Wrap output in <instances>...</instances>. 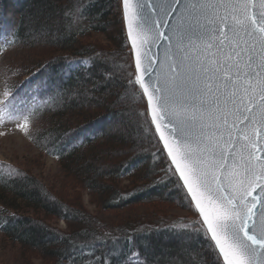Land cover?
Segmentation results:
<instances>
[{"label":"snow or ice","instance_id":"snow-or-ice-1","mask_svg":"<svg viewBox=\"0 0 264 264\" xmlns=\"http://www.w3.org/2000/svg\"><path fill=\"white\" fill-rule=\"evenodd\" d=\"M138 8L152 34L148 80L174 137L164 143L211 241L221 253L239 235L228 207L251 217L245 231L264 240V0H138Z\"/></svg>","mask_w":264,"mask_h":264},{"label":"trees","instance_id":"trees-1","mask_svg":"<svg viewBox=\"0 0 264 264\" xmlns=\"http://www.w3.org/2000/svg\"><path fill=\"white\" fill-rule=\"evenodd\" d=\"M31 1L25 6L31 7L30 10L34 8L41 14L47 11L50 15L64 16L67 10L74 9L70 5L64 7L62 3L65 0ZM2 3L0 2V6ZM4 12L5 10L0 11V34L8 25L3 15ZM82 15L86 20L85 25L75 26L69 21V18L66 19L67 32L58 42L59 49L65 52L64 56L67 59L65 58L63 62L53 60L48 64L49 66L38 67L25 81L31 80L38 83L37 93L40 101L27 114V123L29 126L41 115L51 114L52 128H49V131L42 135L40 148L55 156L62 163L72 165L75 161V163L78 161L85 162L87 159L84 154L85 149L89 153H102L96 149L98 145H95L102 139L103 144H109V149L114 147V143L111 141L118 139L116 144L121 145V148L117 151L129 153L126 157L128 159L131 149H134V143L129 145L122 137H113V135L106 133L101 125L107 119L111 120V118L119 117L122 114V112H116L110 108V105L118 101L119 95L113 90V86L124 90L128 89L120 75L116 74L111 81L105 79V75H109L115 70L113 67L115 65L112 63L116 60L114 58L115 53L109 54L103 51L105 56L96 55L97 52L101 51L100 46L92 43L86 45L80 41L81 37L83 38L91 32L106 33L107 27L115 18L114 22L117 21L116 26L118 28L114 32L115 37L112 40L119 50L118 52L124 54L126 48H129V44L124 29L121 0H88L87 5L83 7ZM120 23L122 24L121 29ZM29 37L21 22L15 29L8 46L16 45L19 41L26 42ZM107 56L111 57L109 59L111 61L106 60ZM129 57L133 67L129 81L136 88L137 96L140 95L145 101L136 76L131 52ZM88 83H93L99 93L107 92L106 103L100 105L93 112L87 110V105H85L86 107L82 106V103L71 98L73 94L82 93L84 85ZM99 83L103 84L99 85ZM60 95H62L61 99ZM99 104V102H94V107ZM105 109L110 113L105 114L102 118V114L99 113H103ZM70 114L72 118L67 117ZM97 119L99 121L95 122ZM91 122L95 123L90 124ZM136 128L138 129V127ZM151 128L153 129L152 126ZM73 140L75 144L68 146V142ZM157 142L159 143L158 137ZM104 152V154L108 153L106 150ZM154 154V151L145 147L143 152L134 157L133 160V157L129 161H125L126 158H123L119 162L108 165V172L106 173L103 172V168L96 166L97 158L93 163L82 166L84 180L88 182L89 187L100 193L105 209L120 210L134 203L154 199L172 201L174 197H177L174 195L175 193H171L172 187L178 183L176 180L179 182L180 180L175 172L176 180L165 179L166 177H163V165L161 166L158 162L155 163L151 160ZM135 164L139 168H137V173L133 175ZM3 171L4 165L0 167V175ZM156 172L161 174L158 176L155 174ZM105 174H108L109 180L115 184L116 179L128 174L132 177L137 176L136 182L139 180L142 184H137L135 189L129 192H122L119 188L108 185L107 180H103ZM180 186L190 201L181 182ZM45 193L44 187L34 177L28 176L24 179L13 180L0 177V202L2 204L9 207L8 198L14 202L21 200L27 206L42 210L48 216L64 218L67 221L72 219L73 224L71 226H76L72 231L67 234H60L38 220L16 213L11 216L7 212L0 215V232L11 237L13 241L20 242L25 247L37 248L51 257H57L60 264H217L218 258L220 264H223L204 226V231L194 233L190 227H175L176 223L173 221H159L155 218V213H152L147 216L148 218L144 216L143 218H134L137 215L129 216L125 223L116 226L107 234H102L103 232L99 229L108 228V224L97 217L88 215L81 209L68 206L62 200H50L51 198L48 195L45 196ZM14 208L19 210L17 206ZM193 233L195 237L191 243L188 245L179 244L180 237H191ZM164 236L171 237L173 241L163 242L162 237ZM210 244H212L214 251L212 248L210 252L206 249Z\"/></svg>","mask_w":264,"mask_h":264},{"label":"rangeland","instance_id":"rangeland-1","mask_svg":"<svg viewBox=\"0 0 264 264\" xmlns=\"http://www.w3.org/2000/svg\"><path fill=\"white\" fill-rule=\"evenodd\" d=\"M87 1L65 0L62 5L64 7L70 5L74 9L67 10L64 16H61L58 14L50 15L47 11L41 14L34 8L30 10L31 7H26L25 4L31 3V0H0V2H3L0 11L5 10L3 15L5 21L8 22L7 28H4L0 34V167L4 165V171L0 177L7 178V180L24 179L28 176L36 178L44 187L45 196L48 195L51 198L50 200H62L68 206L81 209L88 215L97 217L108 224V228L99 229L103 232L102 234H107L116 226L125 223L129 216L137 215L134 218H143V216L147 217L152 213H155V218L159 221L175 222V227H190L194 233L204 231L200 216L191 200L189 201L183 193L180 182L176 180L173 168L167 160L162 146L159 144L160 142H157L154 128H151L152 124L146 101H143L140 95L137 96L136 88L129 81L130 73L131 75L133 73L132 62L129 57L130 47L126 48L124 54H122L118 52L119 50L113 43L114 32L118 28L116 26L117 21L114 22L115 18L107 27L106 33L91 32L80 39L81 43L84 42L86 45L92 43L100 46L101 51L97 52L96 55H104L103 51L109 54L115 53L114 58L117 61L112 62L115 65L113 66L115 70L113 73L105 75V79L111 81L117 74L128 86V89L124 90L112 85L113 90L118 92L119 95L118 101L110 105V108L116 112H122V114L119 117L111 118V120L107 119L101 125L104 127V131L113 135V137H122L129 145L134 143V149H131L129 156L130 158L133 157L132 160L141 154L145 147L154 151L155 154L151 157V160L155 163L158 162L161 166L163 165V177L178 182L171 190V193H175L174 195L177 197L169 202L154 199L134 203L120 210L105 209L102 205L100 193L89 187L88 182L84 180L82 166L93 163L98 158L96 166L103 168V172H108V165L119 162L129 155V153L126 154L127 152L117 151L121 148V145L116 144L118 139L111 141L114 143L115 148L113 147V149H109V144H103V139L99 140L95 145H98L96 149L102 153H89L85 149L86 161H78L77 163L75 161L71 165L70 163H62L55 156L44 152L40 148L42 135L47 133L49 128H52L51 114L41 115L28 126L26 116L40 101L37 93L38 83L31 80L25 81L38 67L49 66L48 64L53 60L63 62L65 58L67 59L64 56L65 52L59 49L58 42L67 32V18L75 26L86 24L82 13ZM21 22L30 36L28 41H19L16 45L8 46L15 29ZM121 25L120 23V29ZM109 59L111 57L107 56L106 60ZM101 84L103 83H99V85ZM82 91V93L71 95V98L82 103V106L87 105V110L90 112L96 111L100 105L106 103L107 92L99 93L93 83L84 85ZM62 95L64 96V94ZM62 95H60V99ZM112 100L115 101V99ZM94 102L100 104L94 107ZM107 113H110V111L105 109L103 113L99 114H102L103 118ZM67 117L72 118L71 114ZM81 121L83 120L81 119ZM98 121L99 119L95 122ZM74 144V140L68 142V146ZM105 150L108 152L107 154H104ZM130 158H126L125 161H129ZM137 166V164L133 166V175L137 173V168H139ZM155 174L159 176L161 173L156 172ZM103 177V180L108 181V185L115 186L122 192H129L135 189L137 184H142L139 180L136 182L137 176L132 177L130 174L116 179V184L109 180L108 174L103 175ZM8 203L9 207L0 202V215L7 212L11 216L15 213L25 215L51 227L60 234H67L76 227L71 226L73 224L72 219L67 221L64 218L48 216L42 210L27 206L24 201L17 200L14 202L8 198ZM14 206H17L19 210H16ZM194 233L191 237L185 238L182 236L180 241H175H178L179 244L188 245L194 239ZM162 240L165 243L173 241L168 236L162 237ZM211 248L214 251L212 244L206 247L209 252ZM0 264H60V262L57 257H51L37 248L25 247L20 242L13 241L11 237L0 232Z\"/></svg>","mask_w":264,"mask_h":264},{"label":"water","instance_id":"water-1","mask_svg":"<svg viewBox=\"0 0 264 264\" xmlns=\"http://www.w3.org/2000/svg\"><path fill=\"white\" fill-rule=\"evenodd\" d=\"M122 13L124 28L133 57L136 76L147 104V111L151 124L173 170H175V165L171 162V157L168 155L167 147L164 143V137H167L170 143L174 141V137L169 131V125L167 124L166 119L163 117L162 110L159 108L157 94L153 92V85L148 80V73L146 72L148 64V53L146 51V45L151 41L152 34L149 32H145L140 27V15L142 16L143 13H140V9L138 8V0H123ZM160 43H163V41L161 40ZM157 51H159L158 48ZM152 61L154 64L159 63L157 57H152ZM150 94L152 96V99L150 97ZM153 103H156L157 105L155 117L153 115L152 109ZM158 122L161 125L159 129L156 127V124ZM161 132H163V136L161 135ZM175 173L179 178L181 184L183 185L196 212L200 216L201 221L210 237L212 235L211 229L207 227V222L203 221V213H199V205L195 204L194 199L191 198V194L187 192V185L183 184V179L182 177H179L178 170H175ZM258 192L259 190L256 189L252 193V195L257 196ZM249 199H251V196L249 197ZM258 206L259 200H257V207ZM224 212L227 213V218L230 221L240 225V232L239 235L235 238H233L232 235L229 234V240L225 245L226 251L225 249H221V253H219L218 246H215L219 256L222 259L223 264H257L258 259L264 260V257L259 256V253L264 250V240H257L255 235L249 236L245 231L250 223H254V220H252L251 217L247 216L243 211L237 210L234 207L225 208ZM212 239H215V237L212 236ZM212 242L214 244V241Z\"/></svg>","mask_w":264,"mask_h":264}]
</instances>
